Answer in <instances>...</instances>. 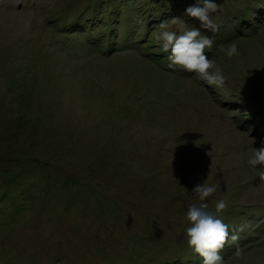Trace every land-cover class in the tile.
I'll list each match as a JSON object with an SVG mask.
<instances>
[{
  "label": "rangeland",
  "instance_id": "1",
  "mask_svg": "<svg viewBox=\"0 0 264 264\" xmlns=\"http://www.w3.org/2000/svg\"><path fill=\"white\" fill-rule=\"evenodd\" d=\"M195 3L0 0V264H202L185 230L204 181L209 210L227 202L225 264H264L247 163L264 144V0H216L218 30L200 29L222 88L156 47L161 21L200 28Z\"/></svg>",
  "mask_w": 264,
  "mask_h": 264
},
{
  "label": "clouds",
  "instance_id": "2",
  "mask_svg": "<svg viewBox=\"0 0 264 264\" xmlns=\"http://www.w3.org/2000/svg\"><path fill=\"white\" fill-rule=\"evenodd\" d=\"M219 5L216 0H196L194 5L185 9V15L195 18L200 22V28L186 26V22L179 17L161 21L159 31L155 39L162 51L167 53L168 69L175 71L177 68L188 73H194L199 79L210 87H223L225 76L222 70L216 66L213 59L208 58L205 49L213 46V39L202 34L200 29L215 33L218 28L212 19ZM227 57L238 54V45L231 43L225 48ZM247 163L253 167H259V179L264 182V144L259 148H253L252 155ZM216 186L205 183L197 184L192 190V196L201 203H192L187 206L186 219L190 226L185 230L187 245L202 259V264H225L221 251L229 240L228 226L220 218V214L227 208V202L218 199L215 209L209 210L207 203H203L216 192ZM238 237L231 236L235 242ZM237 249V255H239Z\"/></svg>",
  "mask_w": 264,
  "mask_h": 264
},
{
  "label": "bare ground",
  "instance_id": "3",
  "mask_svg": "<svg viewBox=\"0 0 264 264\" xmlns=\"http://www.w3.org/2000/svg\"><path fill=\"white\" fill-rule=\"evenodd\" d=\"M83 9V8H82ZM81 10V9H80ZM85 10V9H84ZM264 14V13H263ZM262 17V16H261ZM90 32V31H89ZM220 40H222V39H220ZM216 43V42H215ZM228 102V101H227ZM66 182H68V181H66ZM62 186V185H61ZM249 250V249H248ZM15 253V252H14ZM5 255V254H4Z\"/></svg>",
  "mask_w": 264,
  "mask_h": 264
}]
</instances>
